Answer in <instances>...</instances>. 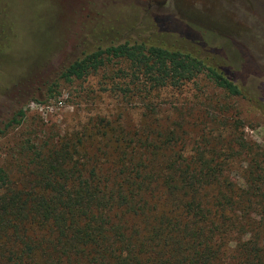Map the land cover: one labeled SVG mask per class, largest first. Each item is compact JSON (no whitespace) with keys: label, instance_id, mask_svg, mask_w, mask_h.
<instances>
[{"label":"trees","instance_id":"trees-1","mask_svg":"<svg viewBox=\"0 0 264 264\" xmlns=\"http://www.w3.org/2000/svg\"><path fill=\"white\" fill-rule=\"evenodd\" d=\"M115 61L126 67L116 78L128 79L122 95L145 106L203 73L241 95L205 60L146 42L98 48L58 79L81 81ZM143 115L132 127L93 117L35 147L20 181L0 168V264H264V149L220 130L214 145H194L180 123L162 127L152 111ZM237 148L250 166L233 179L225 169Z\"/></svg>","mask_w":264,"mask_h":264},{"label":"rangeland","instance_id":"rangeland-1","mask_svg":"<svg viewBox=\"0 0 264 264\" xmlns=\"http://www.w3.org/2000/svg\"><path fill=\"white\" fill-rule=\"evenodd\" d=\"M124 42L191 53L220 69L241 95L228 96L203 73L145 106L122 95L128 79L116 78L126 67L116 61L81 81L58 79L75 60ZM19 110L22 122L6 127ZM263 110L264 0H0V168L14 181L27 178L35 147L80 132L93 117L132 127L152 111L162 127L180 123L194 145H214L220 130L258 151ZM235 153L225 171L239 179L250 163L244 149Z\"/></svg>","mask_w":264,"mask_h":264},{"label":"flooded vegetation","instance_id":"flooded-vegetation-1","mask_svg":"<svg viewBox=\"0 0 264 264\" xmlns=\"http://www.w3.org/2000/svg\"><path fill=\"white\" fill-rule=\"evenodd\" d=\"M154 3H156L157 6H162L164 5L168 0L163 2L162 0H152Z\"/></svg>","mask_w":264,"mask_h":264},{"label":"water","instance_id":"water-1","mask_svg":"<svg viewBox=\"0 0 264 264\" xmlns=\"http://www.w3.org/2000/svg\"><path fill=\"white\" fill-rule=\"evenodd\" d=\"M163 2H165L166 0H162Z\"/></svg>","mask_w":264,"mask_h":264}]
</instances>
